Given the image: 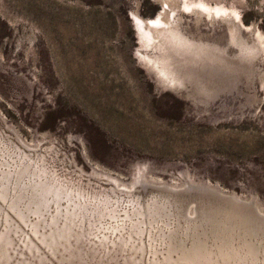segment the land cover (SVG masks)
<instances>
[{"label": "rangeland", "instance_id": "obj_1", "mask_svg": "<svg viewBox=\"0 0 264 264\" xmlns=\"http://www.w3.org/2000/svg\"><path fill=\"white\" fill-rule=\"evenodd\" d=\"M0 182V264H264V0H0Z\"/></svg>", "mask_w": 264, "mask_h": 264}, {"label": "bare ground", "instance_id": "obj_2", "mask_svg": "<svg viewBox=\"0 0 264 264\" xmlns=\"http://www.w3.org/2000/svg\"><path fill=\"white\" fill-rule=\"evenodd\" d=\"M39 171V170H38ZM44 173V172H43ZM4 176V175H3ZM5 177V176H4ZM4 181H5V179H4ZM1 183V182H0ZM3 183V182H2ZM5 183V182H4ZM19 183V182H18ZM44 183V182H43ZM49 183V182H48ZM48 183H47V186H48ZM54 183V182H53ZM46 184V183H45ZM39 186V185H38ZM43 186V185H42ZM66 187V186H65ZM46 188V187H45ZM2 190H3V188H2ZM41 190V189H40ZM57 191H59L58 189H57ZM62 191V190H61ZM28 192V191H27ZM44 193V192H43ZM41 194V193H40ZM22 195V194H21ZM13 197V196H12ZM29 197V196H28ZM43 197H44V195H43ZM17 199V198H16ZM43 202V201H42ZM250 205V204H249ZM229 220V219H228ZM217 221V220H216ZM10 224V223H9ZM210 224H211V221H210ZM218 225V224H217ZM35 226H36V224H35ZM9 230V229H8ZM230 230V229H229ZM254 230V229H253ZM17 232V231H16ZM221 232V231H220ZM246 232V231H245ZM51 233H53L52 231L50 232V234L49 235H51ZM231 233V232H230ZM247 234V233H246ZM48 235V234H47ZM48 235V236H49ZM54 235V234H53ZM52 235V236H53ZM42 236V235H41ZM51 237V236H50ZM3 238H5V237H3ZM45 238H47L46 236H45ZM11 239V238H10ZM51 239V238H50ZM5 240V239H4ZM53 240V239H52ZM100 240H102V239H100ZM2 241V240H1ZM48 241H50V240H48ZM54 241H55V239H54ZM197 241V240H196ZM5 242V241H4ZM3 242V243H4ZM7 242V241H6ZM53 242V241H52ZM8 243V242H7ZM27 244V243H26ZM53 244V243H52ZM9 246V245H8ZM228 246V245H227ZM30 247V246H29ZM7 248V247H6ZM198 249V248H197ZM201 250V249H200ZM190 252H194V253H197V252H195V251H190ZM6 255V254H5ZM1 256H3V255H1ZM6 257V256H5Z\"/></svg>", "mask_w": 264, "mask_h": 264}]
</instances>
